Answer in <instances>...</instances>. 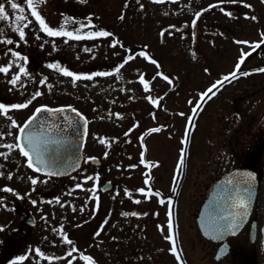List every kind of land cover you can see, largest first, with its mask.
Segmentation results:
<instances>
[{
	"label": "flooded vegetation",
	"instance_id": "obj_1",
	"mask_svg": "<svg viewBox=\"0 0 264 264\" xmlns=\"http://www.w3.org/2000/svg\"><path fill=\"white\" fill-rule=\"evenodd\" d=\"M0 2L5 3V0ZM89 3L90 0H77L76 3L70 0L67 4L66 0H60L56 7L37 10L52 27L63 25L79 32L104 27L114 34L112 37L50 36L39 27L30 10L23 7L31 23L20 22L21 26L27 24L26 35L24 41L16 43L19 35L12 26L16 23L15 17L11 21H0V35L12 38L10 43L0 41V63L13 61L8 73L0 72V103L32 101L26 108L9 109V117L0 115V132L4 133L0 136V152L6 153V158L0 156V172L5 173L0 175V196L5 198L0 201V224L5 226L0 230V264H8L13 256L24 253H28L26 259L14 264H67L69 257H65L64 252L69 245L62 242L61 228L75 242L77 249L91 255L98 264H175L173 256L176 253L168 251L172 244L165 236H174L180 254L179 237H187L186 225L190 227V219L192 229L199 234L198 244L212 245L210 253L204 256H210L213 264H264V104H251L240 109L236 102L231 106L229 120L222 113L224 96H230L234 102L238 96L264 95V72L241 74L264 67V36L261 35L264 32V0H245L244 4L239 0H222L220 3L217 0H147L148 7L143 9L100 8ZM249 3L253 5L250 9L246 6ZM208 4L213 7L208 8ZM201 8L205 11L195 17ZM221 8L231 11L233 16L229 17ZM6 10L14 11L8 7ZM122 11L124 19H120ZM245 12L249 13L247 17ZM253 15L256 20L251 19ZM86 17L93 18L94 24L88 25ZM80 24L85 28H80ZM162 28L171 34L162 35ZM113 38H118L124 47L111 45ZM237 40H248L249 44L237 43ZM144 45L160 62L161 70L171 77V82L159 76L152 81L151 94L161 97L157 105L145 98L143 86L136 79L138 72L134 71L139 69L149 79L157 71L156 65L139 56ZM9 49L28 57L27 61L21 60L26 74H21L17 85L9 82L12 74L19 71V65L15 63L17 58L12 57ZM130 49L134 58L119 70L121 79L112 73L81 78L73 85L71 77L47 66L58 62L61 67L73 71L98 72L114 67ZM242 52L249 55L241 62L236 75L222 80L210 91L216 80L233 72ZM42 78H47L45 84L39 82ZM36 90L42 95L32 99ZM201 91L206 93L204 98L199 97ZM197 100L201 101L198 105ZM39 104L51 108L71 104L88 118L87 133L84 131L80 149V166L73 165L65 172L54 171L46 180L44 173H37L27 165L18 149L8 151V146L19 142L15 137L21 134L19 127L11 124V118L21 124ZM117 112L124 115L117 117ZM65 113L64 118L78 116L70 110ZM150 113H155L156 118L153 119ZM135 121L140 122L138 127L125 137L123 133ZM80 122L83 126V121ZM161 125L166 126L140 137L147 128ZM223 125L230 127L232 133V164L229 167H249L256 174L258 187L248 220L236 234L215 243L202 237L196 225L197 211L213 182L206 184L207 187L197 186L201 194L197 207L190 206L189 191L195 186L191 182L192 174L206 175L208 165L218 168L211 172L217 175L216 178L224 171ZM212 126L218 129L213 153L209 152L212 143L206 137L207 127ZM185 135L186 143L182 139ZM101 136L107 138L110 147L99 140ZM113 137L118 139L113 140ZM62 139L65 153L70 148L78 152L73 137L62 135ZM141 139L146 146L144 158L153 162L151 167L140 164ZM181 148L185 149L183 153ZM105 151L109 153L107 157L103 155ZM208 152L211 154L209 164L206 161ZM59 154L63 155L61 148ZM181 155L183 168L177 171ZM88 156L96 159L89 161ZM117 164L121 167L117 168ZM128 164L137 167L128 168ZM8 172L12 173L11 178L6 175ZM96 172L100 174L98 180L82 179L84 175L91 177ZM31 175L38 177L35 185L29 179ZM145 176L149 177L147 185ZM76 183L85 187L77 189ZM93 183L97 185L95 191L91 190ZM4 185L15 188L21 195L7 192ZM149 186L153 191L146 193L148 199L143 198L146 194L134 191ZM125 187L133 190L131 196L124 195ZM157 191L160 195H156ZM86 196L91 199L86 200ZM56 197L60 198L59 202ZM133 197H140V202H135ZM33 199L36 204L31 202ZM5 203L7 207H4ZM170 207L172 233H168L167 224ZM136 211L148 214L122 215ZM101 224L104 226L100 234L93 235ZM53 240L57 243L53 244ZM36 247L46 255L40 257L35 252ZM47 255L58 259L49 261ZM72 255L76 257L74 264H86L79 258V252Z\"/></svg>",
	"mask_w": 264,
	"mask_h": 264
},
{
	"label": "snow or ice",
	"instance_id": "obj_2",
	"mask_svg": "<svg viewBox=\"0 0 264 264\" xmlns=\"http://www.w3.org/2000/svg\"><path fill=\"white\" fill-rule=\"evenodd\" d=\"M24 2L27 5V8L30 10L31 16L35 18V21L39 23V27L48 35L50 36H64V37H75L77 39L81 38L82 36H87V37H112L114 34L106 30L104 27H98L96 30H86L83 32L79 31H73V30H68L66 29L63 25L60 27H52L49 25L48 22H46L45 17L41 15V12L37 10V2L39 0H24ZM156 2H162V0H156ZM222 2V0H217V3ZM231 2H234V0H231ZM129 0H124V6L125 8L128 6ZM239 3L244 4L245 0H239ZM249 9L253 7L252 4H247L246 5ZM10 7L12 10H14L12 13L6 10L5 3L0 2V21L3 20H8L11 21L13 19V16L15 17L16 23H14L12 26L14 27L15 31L19 35V40L16 41V43H19L20 41L25 40V26H21L20 22L27 21L28 23H31V21H28V17L24 14L23 11V5L18 2V0H10ZM139 7L143 9L145 7L144 4H139ZM208 8H212V4L207 5ZM222 12L227 11L224 8L220 9ZM205 9L201 8L199 11L195 13V17H199L202 12H204ZM227 15L229 17L233 16V13L231 11H227ZM249 13L245 12L244 16L247 17ZM89 17H92V14L89 13ZM73 20L76 18L73 17ZM87 19V24L88 25H93L94 24V19L93 18H85ZM120 19H124V12L122 11L120 14ZM252 20H256V16H251ZM193 24L196 23V20L193 19ZM80 28H85L84 24L79 25ZM169 27H175L174 25H169ZM161 34H171V33H166V29H161L160 30ZM261 35L264 36V32H261ZM0 41H4L5 43H10L12 42L11 37H6L3 35H0ZM237 43L241 44H249L248 40H237ZM111 45L116 46L119 45L120 47H124L122 42L118 38H113L110 40ZM259 43V42H255ZM43 47V45H41ZM147 45H144L141 51L139 52V56L146 58L148 61H151L152 64L156 65L157 71L155 72L154 75L151 76V78H146V75L144 72L140 71L139 69H134V71L138 72V75L136 79L140 82V84L143 86L144 92H145V98L152 104V105H157L158 101L161 99L160 96L153 97L151 94L152 92V81L156 79L157 76L162 77L165 81L171 82V77L164 73L162 69V65L160 62L154 58L152 54H150L149 51H147ZM8 51L11 52L12 57L17 58L15 60V63L19 65V71H16L12 74L11 80L9 81L12 85H17L18 79L20 78L21 74L24 73L26 74V69L24 68L23 64L21 63V60L27 61L28 57L24 56L20 51H15L12 49H9ZM85 51H91V49H85ZM133 50H129L128 54L125 56V58L116 63L114 67H111L107 70H102V71H73L69 67H61L58 62H53V63H48L49 68L53 69H58L59 72L63 73L65 76H69L72 78V83L75 85L79 79L81 78H87L91 79L92 77L95 76H109L112 73H116V78L121 79L119 75V70L121 67L126 64L128 61L133 60ZM116 55L117 53H113ZM95 55V53H93ZM249 55L248 52H242L241 55L238 57V60L235 64V68L233 72H229L224 76H221L220 79L216 80L213 85L210 86V91L216 87V85H220L221 81L224 80L226 81L228 77H234L236 73L240 70L241 68V62L245 60V57ZM13 61H9L7 64L0 63V72L8 73L10 67H12ZM205 71H208V69H205ZM249 72H264V67L262 68H252L249 69L248 71H244L241 74L244 76L249 75ZM47 78H42L39 82L41 84L46 83ZM214 94V92L212 93ZM42 93L39 90H36L34 93V96L32 99H35L37 96H41ZM166 95V94H165ZM206 93L204 91H201L199 93V97L204 98ZM134 97H129V99H132ZM32 101L30 99H24L22 103H0V115H3L5 117H9V109H23L26 108ZM189 103L192 104V100L189 99ZM201 101L197 100L196 104H200ZM66 110H70L71 113H76L78 114L77 117H73L71 115L67 116L64 119V127H69V126H75L79 127V121L82 120L84 123V131L87 133V124H88V118L84 115L83 112H81L79 109L73 107V105L68 104V105H59L56 108H51L47 104H39L34 111H32L31 115L28 116L26 120L23 121V123L18 124V121L15 118H11V124L12 125H17L20 129V135H17L15 137L16 141H19L18 143H13L10 146H8V151L10 152L12 148L18 149L19 153L22 155V157L26 158V163L27 165L34 169L35 172L37 173H44L45 174V180L47 179V176L49 174H52L54 171L57 170L56 165H57V159L53 158L52 155H49V147L50 145L53 144H59L60 140L56 139L57 135L62 134V130L57 129L54 124H49L46 129L44 128L43 125H41L40 130L38 131L33 125L32 121L33 119L37 116L38 113H41L42 111H47L51 113H64ZM196 108L193 107V111H195ZM117 117H122L124 115L123 112H117L115 114ZM150 115L153 117V119L156 118L155 113H150ZM180 115H184V113H180ZM191 119V117H189ZM139 121H135L131 124V126L123 133L125 137H128L129 133L133 132L134 129H136L139 125ZM166 125H161L157 127H152V128H147L145 132L140 133V137H144L145 133H151V132H158L160 131V127H164ZM4 133L0 132V136H3ZM93 135H97L96 133H93ZM118 139V137H113V140ZM184 142H187V135L182 138ZM99 140L102 143H106L111 146L110 143L108 142L107 138L101 136L99 137ZM141 146H142V151L140 152V164L142 165H148L149 167L152 166L153 162L146 160L145 157V151H146V146L144 145L143 139L140 140ZM185 151L184 148L180 149V152L183 153ZM105 157L109 155L108 151H105L103 153ZM0 156H5L6 158V153L0 152ZM87 160L91 161L96 159L93 156H88L86 158ZM158 163V162H157ZM79 167L80 166V161L79 160H73L72 164L67 165L69 168L72 166ZM117 168L121 167L120 164L116 165ZM128 168H135L137 167L136 164H128L126 165ZM183 168V156L181 155L180 160L178 161L176 165L177 171H181ZM0 175H5V173L0 172ZM6 175L11 178L12 173L8 172ZM99 173H93L92 176L90 177L89 175H84L82 179L84 181H88L90 179L95 178L96 180L99 179ZM131 175V173H129ZM247 177H252L254 174L249 172L245 174ZM31 183L35 185L38 182V177L36 175H31L29 177ZM175 182V177L173 178ZM144 183L147 185L149 183V177L145 176ZM96 184L93 183L91 185V190L95 191L96 189ZM75 188L80 189L84 188L85 185L81 183H76L74 185ZM3 189L6 190L7 192L14 193L16 196H20L21 193L18 192L15 188H12L8 185H4ZM118 191V190H117ZM132 189H129L125 187L124 189V195L125 196H131ZM137 193H151L153 190L149 186L147 189L145 187H138L135 188L134 190ZM173 191H175V188H173ZM250 188L249 187H244V188H239L237 187L236 191L234 194L229 195L228 199L231 201L230 207L233 209V211H227L225 210L223 216L217 215L214 220L212 221L210 225V231L206 232V235H213V238H216L214 233H223L226 229L227 230H232L235 231L237 224L239 223V220L243 219L247 215V210L249 206V196H250ZM156 195H160V193L157 191ZM144 199H148L147 194L143 197ZM5 198L0 196V201H3ZM85 199H91V197H85ZM135 202L139 203L140 202V197H133ZM60 198L56 197V202H59ZM33 204H36L37 201L33 199L31 201ZM172 198L169 196L168 197V203L171 205ZM163 203V201H161ZM4 207H7V204H4ZM81 211L84 210V207L81 206ZM135 215V216H141V215H147L148 213L146 212H140L136 211L133 213H128L124 212L122 215ZM93 216L96 215L95 212L92 213ZM168 233L173 232V219H172V211L171 207L169 208L168 211ZM83 223V221L81 222ZM103 224L99 226L96 232L93 233V235H99L100 230L103 228ZM4 225L0 224V230L4 229ZM55 231V229H53ZM59 235H62L63 237V243H67L69 245L67 251L64 252L65 257H69L67 264H74V261L76 260V257L72 255L74 252H79V258L86 261V264H98L97 261L91 256V255H86L83 251H80L79 249L76 248L75 242L69 238V235L65 232H63L61 228V232ZM165 239L169 242H171L172 246L168 248L169 252L176 253L177 254V260L180 261V264H183V261L181 260L179 254H178V248L176 245V240L174 239V236L172 234H168L165 236ZM53 244H56L57 241L53 240ZM224 249H222L223 251ZM35 252L39 254L40 257H44L46 254L44 251L41 250L40 247L35 248ZM28 256V253H24L21 255H15L12 257L11 260L8 261V264H14V262L17 261H24L26 257ZM47 259L49 261L58 259V257H54L52 255H47Z\"/></svg>",
	"mask_w": 264,
	"mask_h": 264
},
{
	"label": "water",
	"instance_id": "obj_3",
	"mask_svg": "<svg viewBox=\"0 0 264 264\" xmlns=\"http://www.w3.org/2000/svg\"><path fill=\"white\" fill-rule=\"evenodd\" d=\"M66 113H51V112H41L38 113L37 116L31 122L32 125L39 131L41 125L46 127L51 123L56 126L57 129L62 130V134L57 135L56 138L60 139L59 144H53L49 147V153H52L53 158L57 159L56 171L65 172L69 169L67 165L72 164L73 160L80 159V149L82 145V141L84 138V125L79 123V127L69 126L64 127V117ZM62 135H68L70 138L73 137L74 147L78 148L77 150H71V148L65 153V150L62 148ZM60 148L63 151V155L61 156ZM50 155V154H49ZM62 164V166H60ZM253 173L252 177H247L246 173ZM237 187L250 188V196H249V206L247 210V215L239 220V223L236 226L235 231L225 230L223 233H214L216 238H213V235H206L205 233L210 231V225L214 218L219 215L223 216L225 210L233 211L230 207L231 201L228 199L229 195L234 194ZM257 192V178L254 171L245 166H238L231 169H228L222 173V175L214 182L212 189L209 191L208 196L201 204L199 212L197 214V223L200 229V232L208 239L213 241H223L229 235L235 234L240 230L243 224L247 221L250 212L252 210V206L254 203V199Z\"/></svg>",
	"mask_w": 264,
	"mask_h": 264
},
{
	"label": "rangeland",
	"instance_id": "obj_4",
	"mask_svg": "<svg viewBox=\"0 0 264 264\" xmlns=\"http://www.w3.org/2000/svg\"><path fill=\"white\" fill-rule=\"evenodd\" d=\"M91 3L89 4H94V6L100 7V8H121L125 7L124 6V0H90ZM136 3H133L135 2ZM23 7H27L26 3L24 0H18ZM67 4L70 3V0H66ZM77 0H74V3H76ZM147 0H129L128 6L127 7H139V4H144L146 6ZM60 4V0H39L37 2L36 6L37 8H53L56 7L57 5ZM136 4V5H135ZM73 5V4H72ZM5 7L11 8L10 7V0H5ZM223 108H222V113L223 115H227L228 118L225 119H230L231 118V106L237 102L238 106H240V109L243 107H248L251 104H264V95H255V96H238L237 99L232 102L230 96H224L223 97ZM233 98V97H232ZM235 98V97H234ZM242 110L240 111V113ZM218 113V118L219 116V111ZM222 169L228 168L232 163H231V141H232V133H231V128L223 125L222 126ZM218 129L215 127H207L206 129V137L208 141H211V150L208 151L213 153L214 148L213 145H215V141L218 139L217 134ZM206 154V161L210 159L211 154L210 153ZM209 164V161H208ZM214 166H207L206 168V175H191V182L195 186L190 187V206H196L199 204V198H200V187H197L200 185L202 188L207 187L206 184H211L214 182V179L217 177L216 174L211 173L214 171V169L218 168H213ZM208 191V189H207ZM190 227L187 228L186 225V233L187 237L184 239V236L179 237V242H180V258L183 261V264H213V260L210 259V256H204L206 253H210L212 249V245L208 243V245H203V244H198L199 242V234L195 232L193 227V221L190 219ZM186 224V222H185ZM195 235V236H194ZM204 256V258H203ZM175 260V264H180V261L177 260V254L173 256Z\"/></svg>",
	"mask_w": 264,
	"mask_h": 264
}]
</instances>
